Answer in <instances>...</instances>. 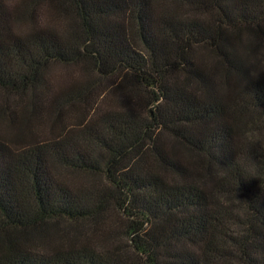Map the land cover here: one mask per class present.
I'll list each match as a JSON object with an SVG mask.
<instances>
[{"label":"trees","instance_id":"1","mask_svg":"<svg viewBox=\"0 0 264 264\" xmlns=\"http://www.w3.org/2000/svg\"><path fill=\"white\" fill-rule=\"evenodd\" d=\"M0 111V264H264V0H0Z\"/></svg>","mask_w":264,"mask_h":264},{"label":"rangeland","instance_id":"2","mask_svg":"<svg viewBox=\"0 0 264 264\" xmlns=\"http://www.w3.org/2000/svg\"><path fill=\"white\" fill-rule=\"evenodd\" d=\"M54 76H55L53 78L54 79V85L56 84L57 87H59V85L61 83H65L67 81V79L71 78V76H81V71L78 68L74 67V66H69V68L68 67H65V68L64 67H59V69L57 70V72L55 73ZM89 77H91V81L93 80V78L94 79L98 78L97 76L93 77L91 75ZM14 102H15V100L12 99V103H14ZM15 104H17V106L19 108V112H20V105H21L20 101L18 100V102L15 103ZM78 110H80V109H78ZM1 113L2 112L0 111V114ZM8 116L10 117V114H8V115L4 114V115L0 116V134H2V135L10 134L8 132V130L9 131H11V130L16 131L15 128L18 129L19 125L21 126L19 120H14L13 119L14 122H15V124H14V123H12L10 121L11 118L9 119ZM87 116H88V113H87L86 110L81 111V112L73 110L72 117H66V115L64 116V124H66L67 127L68 126H72V125H74L76 123H79V122L83 121L84 119L87 118ZM109 215L113 216L114 212L111 211Z\"/></svg>","mask_w":264,"mask_h":264}]
</instances>
